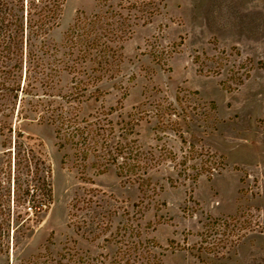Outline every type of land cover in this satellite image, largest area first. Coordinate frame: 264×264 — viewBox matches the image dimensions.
Segmentation results:
<instances>
[{
	"label": "rangeland",
	"instance_id": "1",
	"mask_svg": "<svg viewBox=\"0 0 264 264\" xmlns=\"http://www.w3.org/2000/svg\"><path fill=\"white\" fill-rule=\"evenodd\" d=\"M99 4L65 0L50 40L62 50L77 17ZM121 59L97 83L103 94L66 104L72 75L61 72L53 96L29 87L11 115L12 135H0V264H57L64 247L112 255L124 225L159 246L160 264H264V0H164ZM48 101L111 120L113 143L136 140L147 172L120 177L96 154L60 149L43 118ZM19 136L34 150L31 166L4 154ZM16 188L46 206L31 196L18 205ZM206 241L220 253L197 251Z\"/></svg>",
	"mask_w": 264,
	"mask_h": 264
},
{
	"label": "trees",
	"instance_id": "2",
	"mask_svg": "<svg viewBox=\"0 0 264 264\" xmlns=\"http://www.w3.org/2000/svg\"><path fill=\"white\" fill-rule=\"evenodd\" d=\"M64 2L65 0H0L2 136H5L6 132L12 135L10 117L15 114L18 104L21 108L26 96L33 95L32 91L28 90L29 87L33 90L38 86L42 89V94L53 96L50 92L59 80L61 72L72 75L71 90L68 95L62 96L66 104L103 94L97 83L104 78H114L117 74L124 43L134 33L135 28L150 23L151 19L160 13L164 4V0H98L99 11L89 16L77 17L65 33L61 50L50 40V33L58 24ZM23 72L25 78L22 85ZM176 100L179 102V96ZM39 107L40 105L36 106L37 109ZM20 108L17 117H22ZM43 111V118L47 117L55 126L57 146L60 149H75L83 160H87L91 154H96L97 158L105 161L103 171L108 166H116L120 177H124L127 172L136 174L142 168L144 173L147 172L149 167L144 168L142 165L139 155L143 152L136 140L130 142L123 138L122 141L113 143L111 120L104 119L106 123L102 124L101 119L93 115L80 118L78 113L69 110L65 105L54 106L52 101L44 105ZM7 144L6 141L2 144V147L8 149L4 154L10 155L13 152L15 166L22 160L31 166L37 159L33 148L23 149L24 141L20 136L14 141L13 149L7 148ZM22 152L26 155L21 156ZM38 160L46 165L42 159ZM120 160L122 161L119 162ZM45 178L47 191L50 193L51 187L47 183L49 172ZM30 192V189H27L21 197L18 196V189H14V195L18 196L14 198V202L21 205L25 203V197L31 196L30 200L34 205L46 206L38 193L30 195ZM5 195L10 198V190H7ZM129 228L132 229L131 232ZM134 232L131 225L118 229L114 238L116 250L112 255L101 253L92 256L88 251L76 247H64L63 252L59 253L60 261H57V264H63L62 260L66 261L65 264H160L159 258L153 252V249L159 246L150 245V240H143L140 235L135 236ZM1 239H4L2 234ZM218 245L221 246V243L202 242L197 251L216 256L220 253L216 251ZM198 258H201L200 255ZM201 262L203 263V260Z\"/></svg>",
	"mask_w": 264,
	"mask_h": 264
}]
</instances>
